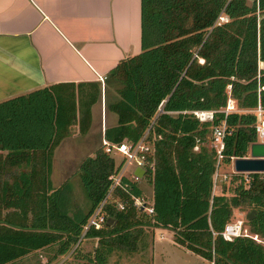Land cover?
I'll return each mask as SVG.
<instances>
[{"label":"trees","instance_id":"trees-1","mask_svg":"<svg viewBox=\"0 0 264 264\" xmlns=\"http://www.w3.org/2000/svg\"><path fill=\"white\" fill-rule=\"evenodd\" d=\"M139 11L141 52L108 73L119 85L117 101L107 107L116 125L102 139L134 143L147 131L151 169L144 181L151 186L153 214L131 206L130 197L141 192L127 183V193L117 191L124 210L105 208L114 227L85 235L97 241L88 263L106 264L113 252L135 253L144 230L159 228L211 264H264L262 245L247 238L225 242L219 235L234 212L246 209L254 212L245 220L251 235L264 241V178L252 174L247 185L238 179L228 199L212 195L210 144L223 120V165L246 157L255 141L254 116L245 112L264 110V0H139ZM227 86L241 113L225 119L217 113L205 123L188 114L223 109ZM98 98L94 83L60 84L0 103V177L18 176L0 180V264L50 247H56L53 258L65 256L103 199L116 162L102 148L78 167L85 212L70 209L67 182L57 189L49 182L53 150L72 127L81 136L88 132Z\"/></svg>","mask_w":264,"mask_h":264},{"label":"crops","instance_id":"crops-1","mask_svg":"<svg viewBox=\"0 0 264 264\" xmlns=\"http://www.w3.org/2000/svg\"><path fill=\"white\" fill-rule=\"evenodd\" d=\"M139 17V0H0V103L53 85L94 83L99 87V98L90 108V124L92 113L98 106L101 145L103 131L116 125V119H112L107 110L118 99L116 91L113 95L107 90L110 85L108 73L121 61L141 52ZM110 98L112 101L104 105L103 113V104ZM72 129L75 130L73 134H77V128L72 127L70 135ZM73 134L53 150L49 176L52 189L66 182L62 176L61 184L54 186L51 176L55 172V160L59 162L67 156L70 160L74 158L75 150H69L67 154L62 150L64 145L73 148L74 145H68ZM75 136L79 137L78 134ZM97 149L94 148V152ZM94 152L91 157L90 151L81 157L76 154L78 163L92 158ZM112 158L115 162L119 161L116 156ZM17 177L1 176L0 180L11 183ZM212 195L223 194H215L212 189ZM171 243L184 252V257L200 260V257L176 245L173 238ZM74 254L53 258V251L49 260L52 264H59ZM162 258L160 256V260L156 261L168 264ZM39 259L40 264L48 263L46 258ZM151 261L153 264V257ZM175 264H180V261Z\"/></svg>","mask_w":264,"mask_h":264},{"label":"rangeland","instance_id":"rangeland-1","mask_svg":"<svg viewBox=\"0 0 264 264\" xmlns=\"http://www.w3.org/2000/svg\"><path fill=\"white\" fill-rule=\"evenodd\" d=\"M259 68L264 69V65L260 64ZM109 83L110 85L107 86V90L109 91V94L115 95L114 93L118 89L119 85L113 80H109ZM114 99L115 98L113 97V100ZM111 101V98L105 100L102 110L103 113L104 105H107V103H110ZM108 115H110L112 119H116L114 114L110 113ZM99 122L100 114L99 107L97 106V108L94 109L92 113V122L89 129L90 132L88 131L89 134H87V136H85L84 138H80L84 135L80 136L77 133L79 137L75 136L77 134H73L75 133V130L72 129L73 132H71L70 137L72 136V134L74 135V137L68 141V145H74L73 148L67 147V145H64L62 147L63 153L66 154L69 152V150H75L74 158L70 160V158L67 156L66 159L64 157L66 154H64V159H62L64 161L63 163L61 162L62 160H60L59 162L55 160V166H53V172H55L51 176V182L54 186H58L59 184H61V180H63L62 176L66 178L64 179V181L67 182L70 188V209L76 208L82 210V212H85L87 210L88 202L84 196L81 182L78 176V167L81 164V161L78 163L79 158L76 157V154L81 157L83 154L90 151L89 157H91L92 152H94V148H101L99 138L100 134L98 135ZM58 170L59 173L57 174ZM258 176L260 178H264V174H258ZM238 179L239 181L241 180V178L233 172L232 166L230 164L222 166L217 171V178L214 182L213 191L215 192V194H219L222 192V194L225 195L224 197L228 199L232 196L234 188L238 185ZM136 185L140 189L141 196L144 198V200L151 202L152 190L151 186L148 185V182L142 180V182ZM243 210L244 211H242V213L234 212V215L229 223H233L236 220H241L243 222V228L246 230V233L252 236L245 221V217L248 212L246 209ZM152 231V229L144 230V235L140 243H138L135 253L125 254L121 252H113L108 257L106 264H151V257L154 258L153 264H159V262L156 260H160V256H163L168 264H175L177 261H180V264H209L207 261L201 258H199L200 260H191L193 258L184 257V252L182 250L176 249L172 246V233L170 231L159 228L154 229L153 232ZM257 239L261 240L259 238ZM96 245L97 243L94 240H82L75 254L71 258L62 261L59 264H89L88 258L92 256L93 250L96 248ZM261 247L264 248V245H262ZM53 251L54 249L46 248L37 251L36 253H32L28 258L24 260H19L9 264H40V257L47 259L48 263L46 264H52L49 259L52 258Z\"/></svg>","mask_w":264,"mask_h":264},{"label":"built area","instance_id":"built-area-1","mask_svg":"<svg viewBox=\"0 0 264 264\" xmlns=\"http://www.w3.org/2000/svg\"><path fill=\"white\" fill-rule=\"evenodd\" d=\"M220 21H222V19H220ZM226 96L227 99L225 106L219 111H193L189 112L188 114H190L198 123H205L211 122L213 115L217 113L222 114L224 119L227 115L241 113V111L236 109L233 100L230 98L229 86H227L226 88ZM160 106L161 105H159L158 109H160ZM245 113L253 115L255 119L253 126L255 141L252 144L264 145V110L257 107L256 109L247 111ZM226 132V127L223 120L218 124V126L212 129L210 136V144L215 153L212 189L214 188V182L217 178V171L223 166V140L225 135L228 134H226ZM101 148L102 151L108 156L118 157L119 161L115 163V170L108 177L109 185L103 199L88 216L86 223L82 226L81 233L76 244L68 253V257L75 253L82 240H87L85 238V235L88 231H100L106 228L105 221L107 218H109L105 213V208L107 206L113 205L114 209L120 212L124 210V204L120 202L117 196V191L120 190L123 193H127V183L134 185L139 184L140 182H142V180H144L146 169H151V165L148 163V159L151 153V147L147 142V131L134 143L122 141L119 144H108L105 141H102ZM196 150L197 148L195 147L193 151ZM247 158L248 151L246 157L242 159ZM234 160L235 158H230L229 163L232 164ZM136 169L143 170V175L140 179H138L134 175ZM237 175L241 178L242 183L244 185H247L250 182V175L252 174L241 173ZM123 181H125L126 183ZM130 199L131 206L138 210L140 213H143L146 216H151L153 214L152 204L150 201L144 200L142 196L138 198L130 197ZM219 235L225 242H231L236 238H247L252 240L256 244L264 245V242L258 240L256 236H250L246 233V230L243 228V222L241 220H236L233 223H227L224 226L223 231Z\"/></svg>","mask_w":264,"mask_h":264},{"label":"water","instance_id":"water-1","mask_svg":"<svg viewBox=\"0 0 264 264\" xmlns=\"http://www.w3.org/2000/svg\"><path fill=\"white\" fill-rule=\"evenodd\" d=\"M232 170L236 174H264V145L262 144H251L248 148L247 159H235L233 161ZM135 177L140 179L143 175V170L136 169L134 172ZM141 211V210H140ZM254 212L248 214L245 219L251 221ZM115 225V220L107 218L105 221V227L112 229Z\"/></svg>","mask_w":264,"mask_h":264}]
</instances>
